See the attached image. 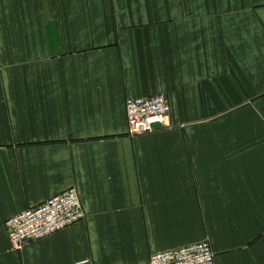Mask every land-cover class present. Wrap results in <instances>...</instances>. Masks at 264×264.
I'll use <instances>...</instances> for the list:
<instances>
[{
  "label": "crops",
  "instance_id": "crops-1",
  "mask_svg": "<svg viewBox=\"0 0 264 264\" xmlns=\"http://www.w3.org/2000/svg\"><path fill=\"white\" fill-rule=\"evenodd\" d=\"M164 96L131 136L126 101ZM75 188L85 219L14 250ZM264 264V0H0V264Z\"/></svg>",
  "mask_w": 264,
  "mask_h": 264
},
{
  "label": "built area",
  "instance_id": "built-area-1",
  "mask_svg": "<svg viewBox=\"0 0 264 264\" xmlns=\"http://www.w3.org/2000/svg\"><path fill=\"white\" fill-rule=\"evenodd\" d=\"M125 115L131 136L156 132L166 126L170 105L162 95L133 98L126 101ZM85 219V212L75 188L25 210L5 224L7 236L14 250L62 231ZM149 264H215L210 243L205 240L166 250L151 256Z\"/></svg>",
  "mask_w": 264,
  "mask_h": 264
}]
</instances>
